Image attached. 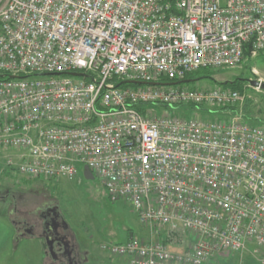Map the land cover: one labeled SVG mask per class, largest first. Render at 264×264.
I'll return each mask as SVG.
<instances>
[{
	"label": "built area",
	"instance_id": "built-area-1",
	"mask_svg": "<svg viewBox=\"0 0 264 264\" xmlns=\"http://www.w3.org/2000/svg\"><path fill=\"white\" fill-rule=\"evenodd\" d=\"M247 48L264 54V0H0L3 164L28 181L87 166L155 234L100 245L127 264H264V125L243 111L260 87L153 85L238 68Z\"/></svg>",
	"mask_w": 264,
	"mask_h": 264
},
{
	"label": "rangeland",
	"instance_id": "rangeland-1",
	"mask_svg": "<svg viewBox=\"0 0 264 264\" xmlns=\"http://www.w3.org/2000/svg\"><path fill=\"white\" fill-rule=\"evenodd\" d=\"M252 69L255 72H252ZM193 78L197 81L188 83V87L204 88L213 86L216 82H231L239 78L237 85L233 89L245 90L248 80L264 82V54H260L255 58L246 59L241 66L235 69H214L200 70L193 73ZM135 86V85H132ZM225 87L231 88L230 85ZM251 96L247 108L248 115L259 120L253 121L249 117V122L259 124L264 121V92L248 89ZM171 111H175L178 116H183V111L195 110L202 116L209 117V112L196 107L195 110L190 108H181L170 106ZM168 109V110H169ZM161 108L157 107V113ZM214 111V110H213ZM173 112V113H175ZM216 112V111H214ZM192 115H186L189 118ZM10 152H6L3 156H7ZM0 157L1 169L5 172L7 169ZM0 173V192H4L6 184L17 183L19 177L11 174ZM21 181V180H20ZM25 182V181H24ZM19 182L16 186L17 191H21L23 202L22 209L25 207H33L35 202V194L38 188H32L29 185L33 182ZM46 194L53 197L58 202L65 219L68 221L69 229L74 231L80 250L87 252V264H127L125 258L111 257L101 252L99 247L103 243L120 242L127 239V234H133V238L139 241H149L155 239V234L149 227L140 224L136 214L132 211L130 205L123 199L111 201L104 188L98 180H86L82 172L71 178H61L58 180H41ZM6 186V187H5ZM40 187V186H38ZM35 191V192H34ZM40 197V195H37ZM10 205L0 201V223H9L8 208ZM164 230L161 231L163 235ZM79 241V242H78ZM185 245L189 242L188 236H184ZM172 252H180L178 247H168ZM42 260V243L38 239L24 238L19 242H15L13 235L4 242L0 247V264H41ZM208 264H259L256 258L251 257L248 252L238 254H223L215 257Z\"/></svg>",
	"mask_w": 264,
	"mask_h": 264
},
{
	"label": "flooded vegetation",
	"instance_id": "flooded-vegetation-1",
	"mask_svg": "<svg viewBox=\"0 0 264 264\" xmlns=\"http://www.w3.org/2000/svg\"><path fill=\"white\" fill-rule=\"evenodd\" d=\"M260 89L264 92L262 88ZM18 177L17 183H13L12 186L6 184L4 192H0V201L10 205L7 214L14 241L19 242L24 238L38 239L42 243L41 264H87V252L80 250L74 231L69 229L68 221L58 202L46 194L38 181L29 185L39 189L36 191L33 207L27 206L22 209L21 203H24L22 192L17 191L16 186L21 181H32Z\"/></svg>",
	"mask_w": 264,
	"mask_h": 264
},
{
	"label": "trees",
	"instance_id": "trees-1",
	"mask_svg": "<svg viewBox=\"0 0 264 264\" xmlns=\"http://www.w3.org/2000/svg\"><path fill=\"white\" fill-rule=\"evenodd\" d=\"M250 50L247 48L245 51H244V57L246 58V59H250ZM259 56V55H258ZM200 70H208V69H199V70H197V71H195V72H192V73H190V74H188L187 76H186V80H188L187 78H193V73H196V72H198V71H200ZM4 77H6V76H4ZM193 80H196V79H193ZM239 81V78H237V79H235L234 81H231V82H227V81H225V82H214L215 84L214 85H218V86H222V87H225V86H227V85H230L231 86V89H233V86H235V85H237V82ZM167 82H170L171 83V81H169L167 78H164V77H162V78H160L159 79V83H162V84H166ZM121 83L122 82H115V85L116 86H119V87H121V88H127V87H134V86H132V85H121ZM225 88H229V87H225ZM234 90H236V89H234ZM237 91H239V92H242V90H237ZM248 102H250V100H248L247 102H246V104H245V106L243 107V111H244V113H245V115H246V117H247V119L248 120H250L249 119V117H251V116H249L248 115V112H250L249 111V108H247V106H248ZM177 107H179V106H177ZM187 108H190V109H192V110H194L196 107H193V106H189V107H187ZM186 108V109H187ZM167 111H169L170 113H173V112H175V111H171V109H169V110H167ZM196 111V110H195ZM174 114H176V112L174 113ZM188 116V115H194V116H197V117H204V116H202V114H195V113H192L190 110H186V111H183V117H185V116ZM251 120H253V121H256V120H259V119H257V118H255V117H251ZM250 124H255V123H251V122H249ZM259 124L260 125H264V121H259ZM1 172H3V170L1 171ZM0 172V173H1ZM4 174H8L9 175V172H8V170H6L5 172H3ZM132 236H133V234H132ZM127 240H129V234H127V239L126 240H124V241H127ZM121 242V241H120Z\"/></svg>",
	"mask_w": 264,
	"mask_h": 264
},
{
	"label": "water",
	"instance_id": "water-1",
	"mask_svg": "<svg viewBox=\"0 0 264 264\" xmlns=\"http://www.w3.org/2000/svg\"><path fill=\"white\" fill-rule=\"evenodd\" d=\"M68 75L73 76V77H86L85 74L83 73H68ZM11 78L13 76H10ZM194 80H183V81H179V82H173V83H166L167 85H174L176 83L178 84H185V83H191ZM252 86H259L260 88H262L264 90V82H259V81H254V80H248ZM144 83L142 82H137V81H124L121 83V85H143ZM156 84H160V83H153V85ZM82 175L86 180H93L94 176L92 175V173L90 172V170L88 169L87 166L83 167L82 170ZM132 235L131 233L129 234V239H131ZM46 246L48 247V243H46Z\"/></svg>",
	"mask_w": 264,
	"mask_h": 264
},
{
	"label": "crops",
	"instance_id": "crops-1",
	"mask_svg": "<svg viewBox=\"0 0 264 264\" xmlns=\"http://www.w3.org/2000/svg\"><path fill=\"white\" fill-rule=\"evenodd\" d=\"M5 170H8L9 174H11L12 176L18 177L17 175H14L8 168ZM36 181H41V180H33L32 182H36ZM11 235H13V233H12V230L10 229L9 223H3V222L0 223V247L4 242H6L11 237ZM42 261L43 259L41 260V263Z\"/></svg>",
	"mask_w": 264,
	"mask_h": 264
},
{
	"label": "bare ground",
	"instance_id": "bare-ground-1",
	"mask_svg": "<svg viewBox=\"0 0 264 264\" xmlns=\"http://www.w3.org/2000/svg\"><path fill=\"white\" fill-rule=\"evenodd\" d=\"M189 80V79H188Z\"/></svg>",
	"mask_w": 264,
	"mask_h": 264
}]
</instances>
